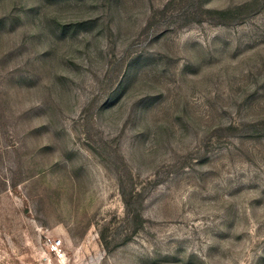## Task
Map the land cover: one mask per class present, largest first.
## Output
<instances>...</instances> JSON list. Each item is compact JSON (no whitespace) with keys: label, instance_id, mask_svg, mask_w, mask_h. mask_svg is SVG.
Returning <instances> with one entry per match:
<instances>
[{"label":"rangeland","instance_id":"374dc122","mask_svg":"<svg viewBox=\"0 0 264 264\" xmlns=\"http://www.w3.org/2000/svg\"><path fill=\"white\" fill-rule=\"evenodd\" d=\"M0 264H264V0H0Z\"/></svg>","mask_w":264,"mask_h":264},{"label":"built area","instance_id":"2783aa9c","mask_svg":"<svg viewBox=\"0 0 264 264\" xmlns=\"http://www.w3.org/2000/svg\"><path fill=\"white\" fill-rule=\"evenodd\" d=\"M49 246L51 248V251L58 257H64L66 255V252L63 250V240L62 239L51 241Z\"/></svg>","mask_w":264,"mask_h":264}]
</instances>
